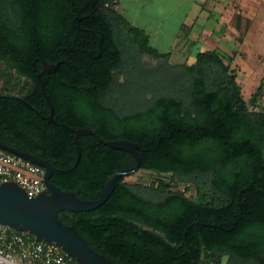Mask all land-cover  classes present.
<instances>
[{
    "label": "trees",
    "instance_id": "trees-1",
    "mask_svg": "<svg viewBox=\"0 0 264 264\" xmlns=\"http://www.w3.org/2000/svg\"><path fill=\"white\" fill-rule=\"evenodd\" d=\"M115 5L0 0V144L47 161L50 181L83 200L97 199L113 173L136 161L80 135L77 162L71 128L137 143L139 170L170 175L148 184L118 177L100 207L58 213L112 262L264 264L262 83L247 101L232 58L214 49L170 64V53L150 46ZM142 55L166 65L145 69ZM43 62L58 68L42 72ZM147 73L154 77L128 87L130 76ZM37 74L61 125L47 120Z\"/></svg>",
    "mask_w": 264,
    "mask_h": 264
},
{
    "label": "rangeland",
    "instance_id": "rangeland-1",
    "mask_svg": "<svg viewBox=\"0 0 264 264\" xmlns=\"http://www.w3.org/2000/svg\"><path fill=\"white\" fill-rule=\"evenodd\" d=\"M186 19L188 32L179 33V41L167 51L169 43L165 42L163 51L170 53V64L183 61L192 63L189 59V49L186 38L195 42L193 55L199 51L217 50L226 58H232L231 69L236 72L237 81L242 86L244 98L248 101L262 83L263 90L257 100L255 109L264 108V0H199ZM185 8V7H184ZM183 8V9H184ZM176 14L174 17H178ZM197 16V22L193 20ZM183 35V37H182ZM187 40V39H186ZM140 63L145 69L165 66L166 62L147 55L140 57ZM3 66L0 64V72ZM154 73L130 76L128 87L141 79L151 80ZM5 79H0V88ZM170 175H160L153 171L139 170L126 178L130 182L148 184L156 179L169 181ZM188 188L187 195L194 197L192 185L179 184V190ZM224 263V261H223ZM20 264V263H15Z\"/></svg>",
    "mask_w": 264,
    "mask_h": 264
},
{
    "label": "water",
    "instance_id": "water-1",
    "mask_svg": "<svg viewBox=\"0 0 264 264\" xmlns=\"http://www.w3.org/2000/svg\"><path fill=\"white\" fill-rule=\"evenodd\" d=\"M57 68L58 64L51 65L43 62L42 72L53 73ZM37 79L41 84L40 74H37ZM41 91L50 107L47 120L52 124L61 125L53 117V106L42 84ZM71 131L75 134L74 143L77 150V162L80 158L77 145L78 136L92 135L109 148L132 154L136 164L131 168L113 173L108 178L101 195L97 199L83 200L78 198L74 192L63 191L50 181L53 168L47 161L0 144L2 150L43 167L47 187V192L44 194L29 198L19 186L12 182L0 184V225L28 232L37 241L54 244L79 264H118L92 249L74 226L65 225L58 219V213L61 211L86 212L103 205L111 196L118 177L128 176L139 170L141 161L138 150L140 146L137 143L123 139L103 141L90 129L71 128ZM0 264L4 263L0 261Z\"/></svg>",
    "mask_w": 264,
    "mask_h": 264
},
{
    "label": "built area",
    "instance_id": "built-area-1",
    "mask_svg": "<svg viewBox=\"0 0 264 264\" xmlns=\"http://www.w3.org/2000/svg\"><path fill=\"white\" fill-rule=\"evenodd\" d=\"M114 8H118L117 4ZM9 182L19 186L29 198L47 192L43 167L0 148V184ZM0 258L13 264H79L58 246L5 225H0Z\"/></svg>",
    "mask_w": 264,
    "mask_h": 264
},
{
    "label": "crops",
    "instance_id": "crops-1",
    "mask_svg": "<svg viewBox=\"0 0 264 264\" xmlns=\"http://www.w3.org/2000/svg\"><path fill=\"white\" fill-rule=\"evenodd\" d=\"M199 0H115L118 12L134 27L143 30L149 37V45L161 52L165 42L169 43L170 51L179 41V33L188 32L190 28L185 22L191 9ZM200 6V4H199ZM185 7V8H184ZM184 8V9H183ZM176 14L178 17H174ZM197 22V16L193 20ZM184 35V33H183ZM182 35V37H183ZM187 39V40H186ZM189 59L195 60L193 48L195 42L186 38Z\"/></svg>",
    "mask_w": 264,
    "mask_h": 264
},
{
    "label": "bare ground",
    "instance_id": "bare-ground-1",
    "mask_svg": "<svg viewBox=\"0 0 264 264\" xmlns=\"http://www.w3.org/2000/svg\"><path fill=\"white\" fill-rule=\"evenodd\" d=\"M0 261L3 262L4 264H13V263H11V262H7V261H5V260H3V259H1V258H0Z\"/></svg>",
    "mask_w": 264,
    "mask_h": 264
}]
</instances>
